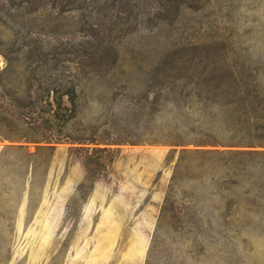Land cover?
<instances>
[{"label": "rangeland", "instance_id": "1", "mask_svg": "<svg viewBox=\"0 0 264 264\" xmlns=\"http://www.w3.org/2000/svg\"><path fill=\"white\" fill-rule=\"evenodd\" d=\"M209 57L264 79V0H0V264H264V229L221 217L209 180L264 146L159 138L171 90L228 71Z\"/></svg>", "mask_w": 264, "mask_h": 264}, {"label": "trees", "instance_id": "2", "mask_svg": "<svg viewBox=\"0 0 264 264\" xmlns=\"http://www.w3.org/2000/svg\"><path fill=\"white\" fill-rule=\"evenodd\" d=\"M212 59H199L196 65H225L228 71L217 76L199 73L195 80L191 79L194 85L192 88L171 90L163 98L166 108L162 116L160 141L173 145H216L219 140L214 132L221 128L229 143L264 146V79L252 72V63L245 59ZM148 126V133L152 134L151 121ZM137 127L138 125L130 129L126 135L119 133L113 142L126 140L124 136L139 140ZM85 130L86 127L77 131ZM61 135L60 131H55L49 136L63 139ZM63 136L78 143L98 144L110 141L108 138L94 136ZM148 140L155 141L152 138ZM96 150L87 149L83 156L87 178H93V170L88 163L92 162V152ZM226 155L228 156L222 165L212 167L209 177L210 182L219 190L222 189L219 193V207L215 210L221 217L231 219L237 213L240 227L253 224L256 219L257 227L264 229V151H236ZM180 165L181 162H177L176 169Z\"/></svg>", "mask_w": 264, "mask_h": 264}]
</instances>
